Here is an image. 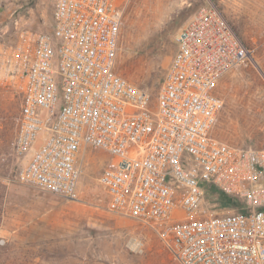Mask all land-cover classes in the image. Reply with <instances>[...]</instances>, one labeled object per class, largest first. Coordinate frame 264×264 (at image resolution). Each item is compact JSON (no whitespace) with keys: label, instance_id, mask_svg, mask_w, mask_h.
<instances>
[{"label":"built area","instance_id":"1","mask_svg":"<svg viewBox=\"0 0 264 264\" xmlns=\"http://www.w3.org/2000/svg\"><path fill=\"white\" fill-rule=\"evenodd\" d=\"M51 1V29L34 30L4 23L0 0V82L22 96L17 177L77 200L86 150H102L106 209L152 230L177 264H264V147L212 134L220 80L251 58L221 11L201 6L177 30L154 94L117 71L124 0Z\"/></svg>","mask_w":264,"mask_h":264},{"label":"rangeland","instance_id":"2","mask_svg":"<svg viewBox=\"0 0 264 264\" xmlns=\"http://www.w3.org/2000/svg\"><path fill=\"white\" fill-rule=\"evenodd\" d=\"M213 4L251 51L228 71L224 100L212 134L234 146L264 147V3L258 0H124L117 71L156 93L175 50L177 30L201 6ZM51 0H5L1 18L50 30ZM10 24V23H9ZM7 41L15 39L8 26ZM22 96L0 82V264H177L155 233L106 209L97 178L108 155L87 149L77 200H68L17 177L13 140ZM141 243L131 250L130 239Z\"/></svg>","mask_w":264,"mask_h":264},{"label":"trees","instance_id":"3","mask_svg":"<svg viewBox=\"0 0 264 264\" xmlns=\"http://www.w3.org/2000/svg\"><path fill=\"white\" fill-rule=\"evenodd\" d=\"M3 8H4V5H3ZM210 194H213V196L216 197V199L219 201L221 206L232 207V206H236L237 204H239L238 203L239 201L237 199L226 196L217 190L212 189Z\"/></svg>","mask_w":264,"mask_h":264},{"label":"bare ground","instance_id":"4","mask_svg":"<svg viewBox=\"0 0 264 264\" xmlns=\"http://www.w3.org/2000/svg\"><path fill=\"white\" fill-rule=\"evenodd\" d=\"M127 246L131 250L136 251V252H139L141 250V243L138 240L134 239V238L129 240Z\"/></svg>","mask_w":264,"mask_h":264}]
</instances>
